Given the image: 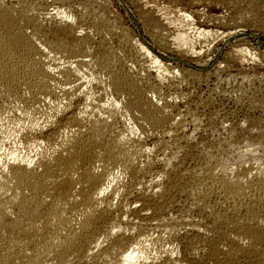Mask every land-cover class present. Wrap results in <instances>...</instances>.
Listing matches in <instances>:
<instances>
[{"label": "bare ground", "instance_id": "obj_1", "mask_svg": "<svg viewBox=\"0 0 264 264\" xmlns=\"http://www.w3.org/2000/svg\"><path fill=\"white\" fill-rule=\"evenodd\" d=\"M17 1L6 6L0 0V99L8 103L0 105V264H186L174 249L163 247L188 231L196 248L210 249L214 264H264V123H243L224 136L212 128L204 142L182 153V143L192 135L174 118L171 106L150 97L153 87L131 71L114 70L119 63L115 47L101 43L91 52L87 36L79 37L65 15L52 16L48 21L73 42L64 41L47 31L36 2ZM246 10L241 20L254 15ZM93 16L88 15L90 27L109 33L110 22H95ZM122 36L130 48L120 51L132 55L133 65L148 58L161 82L169 67ZM45 49L66 64L57 68L45 62ZM86 56L91 62L84 61ZM93 73L107 77L113 102L123 105L144 137L128 139L129 132L115 130L110 112L87 115L83 108L89 93L80 86L89 85ZM57 84L62 99L52 104ZM81 96L84 105L70 113ZM152 152L161 154L162 169L147 181L150 186L144 183L146 188L138 175L152 169ZM188 159L194 163L187 164ZM126 180L140 187L134 206L128 201L135 189L128 190ZM175 207L186 216L173 219ZM128 209L140 219L154 218L148 234L142 230L133 237L137 222L125 218ZM152 231L167 237L154 238Z\"/></svg>", "mask_w": 264, "mask_h": 264}, {"label": "rangeland", "instance_id": "obj_2", "mask_svg": "<svg viewBox=\"0 0 264 264\" xmlns=\"http://www.w3.org/2000/svg\"><path fill=\"white\" fill-rule=\"evenodd\" d=\"M1 1L6 6H15L18 2L17 0ZM30 1L36 2L42 8L41 12L43 13H41L40 19L44 21L43 24L47 31L51 30L53 34L59 36L62 40L73 42L71 35L67 31H63L60 26L52 24L50 20L48 21L52 16L63 17L65 15L68 18V22L70 21V24L73 23L72 26L75 27L76 34L79 37L87 36L90 42L88 47L91 52L97 51L98 47H100L98 45H102L101 43H105L106 46L108 45L111 48L115 47L114 49L118 50L119 63H115L114 70L119 72L131 71L130 74L132 73L131 75L137 81L142 84L147 83L150 88L153 87V91L149 93L150 97L152 96V99L159 104L171 106L174 118L182 123L186 134L190 133L192 135L189 141L184 142L185 144L182 143L184 150L180 152L184 153L185 149H190L194 144L204 142L209 133H211L209 131L212 128L217 131L216 134L220 133L221 136H224L227 130L236 129L243 123H264V83L261 80L264 76V0H256L261 2L258 3L259 6H257L256 1L250 4L248 0H196L194 2L193 0ZM246 9L253 10L254 15L246 18V21L241 20L240 15ZM90 14L94 15L95 22L104 19L108 24L110 22V32H95L90 27L92 26L90 25L91 22H89L91 20L88 19ZM251 18L253 19L251 20ZM200 31H207L212 33V35L208 37L200 36ZM28 32H31V29H28ZM122 35H124V40H127L129 44L131 43L130 45L134 43L143 45L153 56L169 67L162 76L163 80L161 82H158L160 80L157 78L156 67L150 63L148 58L142 56L140 59H143H138L139 65H133L132 60H130L132 55L131 58L126 57L123 54L125 52H121L126 47L123 39L121 40ZM179 35L184 38L183 43L179 41ZM126 48L129 49L130 46ZM44 53L45 57L42 55L41 58L47 59L46 61L44 60L45 62L52 61L57 68L60 65H64V63L66 64V60L63 57L50 52L49 49H45ZM136 55L135 53L133 54L134 59ZM83 59L86 62H91V57L89 56ZM96 76L93 73L91 83L80 86L82 87V93L83 91L89 93L88 107L86 105V108H83L84 110L86 109L87 115H90L88 114L90 111L93 114L100 112L104 115L110 112L112 117L110 114L107 116H109L108 118L113 123L115 130L124 133V135L129 132L128 134L130 135L127 134L128 136H126L128 139L131 137L140 139L143 136L142 132L134 125L123 105L113 102L111 90H109V86L107 87V77L98 75L99 78H97ZM57 85L58 95H56V98L54 96L50 99L52 104L58 103L62 99V93L58 89L60 86ZM81 97L73 100L74 107L70 108V113H75V110L81 107L80 105H84L85 101L83 96ZM7 104L5 99H0L2 107L7 106ZM90 117H93L92 114ZM194 121L198 124L195 125L196 127L194 126ZM125 130L127 133H125ZM144 141L147 145L149 144L148 142L151 143L149 139ZM187 145L189 148L186 147ZM27 153H30L28 155L31 156L35 152L30 149ZM151 154L153 152L149 153L151 160H154L152 169L149 170L150 172H145L144 176L138 175L139 177L141 176L139 179L143 186L144 183L146 185L148 180V182L154 180L153 178L159 175L162 167L159 161L162 158L161 154L157 152H154L153 155ZM190 160L188 159L187 164L192 165L194 161L191 160L190 162ZM142 161V159L138 161L137 167H140L138 169L143 167ZM148 182L147 184L150 186L151 184ZM136 184V182L131 183L130 180L128 182L126 180L128 190L135 189L134 192L131 191L130 193L132 195L128 201L130 206H134L132 201L137 193L138 186ZM119 198L116 199V202L120 200ZM116 211L115 214L118 215L119 212ZM173 211L174 209L171 216L173 219L175 217V220L186 216L180 211L179 207H175V211ZM190 216L194 219L195 215L190 214ZM125 218L129 219L128 221L133 224L138 223L135 225L137 226L134 230L136 232H132L134 238L137 237V234L144 232V234H148L149 230L152 229V224L155 223L154 218L147 215L140 219L129 209L127 214L125 213ZM139 230L141 232H138ZM151 233H154V238L167 237L158 231H152ZM191 234L194 235L189 231L186 233L182 232L180 236H175L176 239L174 238L173 245L163 244V248L174 249V256L186 262V264H214L209 258L210 249L206 247V249L196 248L194 246L195 237Z\"/></svg>", "mask_w": 264, "mask_h": 264}]
</instances>
